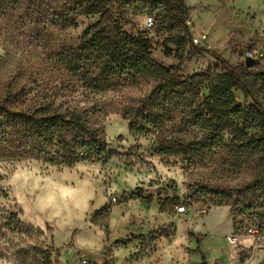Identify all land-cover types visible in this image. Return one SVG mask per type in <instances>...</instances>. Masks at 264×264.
Wrapping results in <instances>:
<instances>
[{"label":"rangeland","instance_id":"rangeland-1","mask_svg":"<svg viewBox=\"0 0 264 264\" xmlns=\"http://www.w3.org/2000/svg\"><path fill=\"white\" fill-rule=\"evenodd\" d=\"M184 4L190 33L208 36L209 45L199 48L215 50L239 73H264V55L251 68L244 67L240 56L251 47L264 54V0ZM119 15L124 31H148L152 59L164 67L178 65L179 77L223 72L212 55L196 53L188 38L179 47L171 42L170 30L156 24L154 14L126 10ZM145 17L155 22L149 30L143 25ZM98 18L81 16L76 28H62L52 24L44 6L0 0V106L19 111L46 101L61 112L73 110L104 138L109 157L105 164L87 160L64 167L19 157L0 141V264H80L82 252L91 264L264 262V217L250 195L240 196L236 190L264 170V155L226 160L224 165L227 154L220 148L204 162L194 158L190 163L160 155L157 149L178 136L200 139L198 128L179 133L176 124L131 135L122 111L144 100L155 81L137 78L91 92L53 57ZM235 96L241 103L250 101L239 92ZM258 97L263 100L264 91ZM213 191L231 197L218 205L209 200ZM180 204L184 213L175 212ZM250 227L256 233H249ZM228 236H235L234 244Z\"/></svg>","mask_w":264,"mask_h":264},{"label":"trees","instance_id":"trees-1","mask_svg":"<svg viewBox=\"0 0 264 264\" xmlns=\"http://www.w3.org/2000/svg\"><path fill=\"white\" fill-rule=\"evenodd\" d=\"M27 1L33 8L44 6L52 24L62 28H76L81 16H99L75 43L53 54L66 73L85 90L103 92L137 78L155 81L144 100L136 107L122 111L123 118L129 121L131 135L163 131L176 124L180 127L179 133L190 128L203 132L200 139L172 138L159 145L158 154L184 157L190 163L194 158L204 162L206 155L223 148L227 154L222 161L224 165L226 160L264 155V99L258 97L260 90L264 91V73H239L236 66L227 63L215 50L195 46L196 53L212 55L221 64L223 72L215 76L195 73L179 77L178 65L164 67L152 59L148 31L126 32L123 29L119 12L154 14L156 24L168 28L170 41L179 47V42L185 37L190 41L192 35L186 27L184 0ZM236 92L250 101L241 103ZM2 120L0 141L5 147H12L19 157L27 156L64 167L87 160L108 162L104 138L68 108L61 112L46 101L19 111L0 106ZM12 141L16 144L12 145ZM236 190L240 196L250 195L251 204L256 205L264 217V170ZM230 197L225 191L209 194V200L218 205ZM11 218L16 220L15 215ZM260 227L258 225L257 231Z\"/></svg>","mask_w":264,"mask_h":264},{"label":"built area","instance_id":"built-area-1","mask_svg":"<svg viewBox=\"0 0 264 264\" xmlns=\"http://www.w3.org/2000/svg\"><path fill=\"white\" fill-rule=\"evenodd\" d=\"M143 25L147 29L151 28L153 26V22H152L151 18L145 17L143 20ZM190 41L195 46L209 45L208 36L203 34V33L199 37L191 35ZM263 55L264 54L262 51H260V49H257L255 47H251V48L243 49L240 56H241V60L243 61L245 58H252V59L260 60L263 57ZM175 212L176 213H184L185 212V206L183 204L175 206ZM248 232L249 233H256V229L250 227V228H248ZM227 241L231 244H234L236 241V238H235V236H228ZM79 262H80V264H91L86 252L80 253Z\"/></svg>","mask_w":264,"mask_h":264},{"label":"water","instance_id":"water-1","mask_svg":"<svg viewBox=\"0 0 264 264\" xmlns=\"http://www.w3.org/2000/svg\"><path fill=\"white\" fill-rule=\"evenodd\" d=\"M259 60L257 59H252V58H245L243 60L244 66L246 68H251L253 66H255L256 64H258Z\"/></svg>","mask_w":264,"mask_h":264},{"label":"bare ground","instance_id":"bare-ground-1","mask_svg":"<svg viewBox=\"0 0 264 264\" xmlns=\"http://www.w3.org/2000/svg\"><path fill=\"white\" fill-rule=\"evenodd\" d=\"M77 171V170H76ZM69 172V171H68ZM53 173V172H52ZM65 173V172H64ZM35 179V178H34ZM33 179V180H34ZM54 181V180H53ZM60 182V181H59ZM61 184V183H60ZM62 184H63V182H62ZM81 186V185H80ZM44 187V186H43ZM52 187V186H51ZM53 188V187H52ZM58 190V189H57ZM65 190V189H64ZM67 190V189H66ZM69 190V189H68ZM46 191V190H45ZM65 192V191H64ZM46 194V193H45ZM43 195H44V193H43ZM46 196V195H45ZM74 200V199H73ZM42 203V202H41ZM59 203V202H58Z\"/></svg>","mask_w":264,"mask_h":264}]
</instances>
